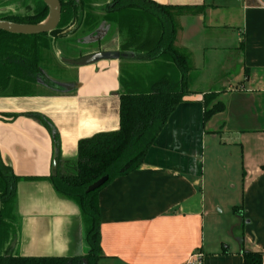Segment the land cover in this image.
<instances>
[{
	"label": "crops",
	"instance_id": "crops-1",
	"mask_svg": "<svg viewBox=\"0 0 264 264\" xmlns=\"http://www.w3.org/2000/svg\"><path fill=\"white\" fill-rule=\"evenodd\" d=\"M152 1L172 7L174 47L191 66L188 93L143 164L99 191L97 264H243V250L261 252L264 264V0ZM90 11L96 23L60 42L73 51L60 53L62 73L74 76L63 91L39 82L33 95L0 96L2 159L33 177L16 186L21 256L85 252L79 205L50 180L54 154L74 160L81 139L116 129L120 94L164 71L132 51L79 63L120 47L119 15ZM208 92L224 108L205 122ZM28 112L47 117L55 135Z\"/></svg>",
	"mask_w": 264,
	"mask_h": 264
},
{
	"label": "trees",
	"instance_id": "trees-1",
	"mask_svg": "<svg viewBox=\"0 0 264 264\" xmlns=\"http://www.w3.org/2000/svg\"><path fill=\"white\" fill-rule=\"evenodd\" d=\"M14 10L0 12V19L18 23H41L49 15L43 0H13ZM61 18L58 26L46 33L16 34L0 30V96L33 95L34 85L45 74L41 54L52 43L75 34L81 27L93 26L97 19L90 10L96 0H60ZM107 13L119 15L121 41L118 52H135L144 60L164 66L163 73L143 92L128 89L119 96V125L110 131L98 132L78 142L77 157L58 160L56 176L50 180L59 195L77 201L84 227L85 252L76 256H21L16 252L20 223L15 212L16 186L20 180L0 153V264H97L103 257L99 191L113 179L138 169L155 139L178 104L188 93L187 74L191 70L186 54L174 47L176 28L172 7L152 0H111L101 4ZM190 8V7H187ZM100 58H117L114 53L100 52ZM175 70L177 73L170 72ZM48 86L63 91V83L46 80ZM216 92L204 94V121L223 110ZM3 115V114H1ZM20 114L3 116L13 119ZM54 136L47 117L28 112ZM74 170V172H72ZM108 175L101 188L86 193L88 185ZM37 179V178H34ZM236 213L242 208L235 207ZM243 264H263L257 251H242Z\"/></svg>",
	"mask_w": 264,
	"mask_h": 264
},
{
	"label": "water",
	"instance_id": "water-1",
	"mask_svg": "<svg viewBox=\"0 0 264 264\" xmlns=\"http://www.w3.org/2000/svg\"><path fill=\"white\" fill-rule=\"evenodd\" d=\"M46 6L49 9V15L41 23L37 24H31V23H18L10 20H4L0 19V30L7 31L10 33H16V34H39V33H46L54 30L61 18V2L60 0H43ZM116 54L115 56L120 58L124 55L122 53H119L118 51H106ZM103 54L96 53L92 55H88L85 57H82L79 63H88V62H94L99 60V57H101ZM102 59V58H100ZM58 153L57 151L54 154V160L52 164V176L57 175V167H58V161H57ZM109 180L108 175H104L100 177L99 179L92 182L90 185H88L86 189V193L93 192L99 188H101L103 185L107 183ZM0 209H1V199H0Z\"/></svg>",
	"mask_w": 264,
	"mask_h": 264
},
{
	"label": "rangeland",
	"instance_id": "rangeland-1",
	"mask_svg": "<svg viewBox=\"0 0 264 264\" xmlns=\"http://www.w3.org/2000/svg\"><path fill=\"white\" fill-rule=\"evenodd\" d=\"M106 0H96L98 4H103ZM4 4H7L4 6ZM18 2H14L13 0H0V12L2 11H8L10 9L14 10ZM66 50L60 46H55L51 47L50 49H44L42 54H41V65L45 69L46 73L49 74L51 77L55 79H59L62 82H70L73 80V74L70 73H62L61 68H62V63H61V56L65 55ZM59 54V56H57ZM58 57V58H57ZM70 57V56H69ZM60 61H59V60ZM55 74V76L53 75ZM159 77H157L155 80H157ZM138 79L142 80L141 77ZM154 80V81H155ZM138 86L136 87L138 90L143 91V92H148L151 90V85L150 87H147L143 81L139 82L137 80ZM75 160V159H74ZM73 160V161H74ZM74 172V170L72 171ZM194 264H199L198 261H196Z\"/></svg>",
	"mask_w": 264,
	"mask_h": 264
},
{
	"label": "flooded vegetation",
	"instance_id": "flooded-vegetation-1",
	"mask_svg": "<svg viewBox=\"0 0 264 264\" xmlns=\"http://www.w3.org/2000/svg\"><path fill=\"white\" fill-rule=\"evenodd\" d=\"M111 0H109V1H107L106 0V2H110ZM61 2V1H60ZM5 5H7V4H4V6ZM46 5V4H45ZM17 6V5H16ZM102 5L101 4H96V7H98V8H95V9H101L100 7H101ZM47 7V6H46ZM48 8V7H47ZM10 10H12V9H10ZM49 10V9H48ZM2 12H5V11H2ZM94 15V14H93ZM4 20H7V19H4ZM82 28H84V27H81L80 29H82ZM79 29V30H80ZM78 30V31H79ZM77 31V32H78ZM77 32L75 33V34H73L72 36H69V37H66V38H62L61 40H59V41H57L56 43H52V44H50V46L48 47V48H46V49H50L51 47H55V46H60L61 44H60V42H65V41H72V37L74 36V35H76L77 34ZM44 50V49H43ZM65 50H66V53H65V55H63L64 57H68L69 55H71L72 53L71 52H73V51H71L72 50V48L71 47H65ZM43 52V51H42ZM82 53L80 52V55H81ZM62 57V56H61ZM42 66V65H41ZM43 68V67H42ZM43 71H44V74H45V77L44 78H40L39 80H38V82L37 83H42V84H44L45 86H47V87H49V88H52V87H50V86H48L45 82H46V80H52V81H58V82H61V83H65V82H62V81H60L59 79L57 80V79H55V78H53V77H51L49 74H47L46 73V71H45V69L43 68ZM37 83H35V85L37 84ZM34 85V86H35ZM64 86H62V88H63ZM52 89H54V88H52Z\"/></svg>",
	"mask_w": 264,
	"mask_h": 264
}]
</instances>
